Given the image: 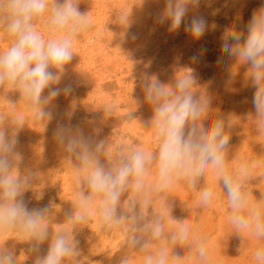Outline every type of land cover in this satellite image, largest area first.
I'll return each mask as SVG.
<instances>
[{
    "label": "clouds",
    "instance_id": "1",
    "mask_svg": "<svg viewBox=\"0 0 264 264\" xmlns=\"http://www.w3.org/2000/svg\"><path fill=\"white\" fill-rule=\"evenodd\" d=\"M79 4L78 0H0V30L12 40L8 49L0 53V88L8 86L19 93L29 109H39L33 113L35 119L51 120L53 113L47 106L73 91L71 84L62 81L75 56L74 42L92 27L88 13L81 12ZM200 6L201 0H163L154 22L167 24L173 33L183 27L198 41L209 27L207 17L198 12ZM45 13L48 39L37 27ZM117 24H126L123 41L138 39L131 32V15H119ZM220 39L221 51L229 60L252 69L251 105L257 129L264 131V6L253 12L243 29L228 27ZM206 51L201 48L190 60L198 62ZM186 69L189 71L184 75H178L177 70L171 84L147 72L142 77L143 102L152 109L146 123L153 130L157 145L154 151L121 146L107 155L108 141L99 138V130L86 134L81 125L71 122V116L67 123H57L53 137L68 158L76 162L77 187L71 208L64 212V220L55 230L50 225L52 208L32 207L30 199H26L38 173L33 168L21 170L18 130L24 118L9 120L0 113V235L15 233L21 238L25 250L33 256L32 264H64L78 258V226L96 217L108 230L126 226L131 233L128 245L146 253L144 264H179L185 257L178 249L189 242L192 230L184 220L172 218L173 202L165 198L168 217L177 225L166 230L165 215L153 208V198L183 179L196 189L211 167L227 196L231 225L237 232L247 230L264 239V213L259 202L249 208L245 189L255 165L241 162L236 168L228 167L231 136L226 131L233 127L231 114L210 121L211 80L201 87L194 70ZM135 102L139 105L140 98L136 97ZM106 110L111 112L112 108ZM199 192L197 204L202 206H207L215 195L214 188L206 183ZM157 241L165 242L164 246L153 252L150 248ZM45 243L46 249L42 248ZM189 247H194L196 257L207 264L206 238H194ZM16 257L12 246H0V264H17ZM130 259L126 255L119 264H130ZM254 259L264 264V248L256 250Z\"/></svg>",
    "mask_w": 264,
    "mask_h": 264
},
{
    "label": "rangeland",
    "instance_id": "2",
    "mask_svg": "<svg viewBox=\"0 0 264 264\" xmlns=\"http://www.w3.org/2000/svg\"><path fill=\"white\" fill-rule=\"evenodd\" d=\"M78 2L81 12L88 13L92 27L73 44L75 56L62 81V84H71L73 91L71 95L55 98L47 106L53 118L35 119L33 113L39 109H29L19 93L12 92L8 86L0 88V113L9 120L24 118L23 127L18 130V151L23 155L21 170L33 168L38 173L32 190L26 193L30 206L49 205L53 210L50 225L55 230L75 200L76 162L68 158L53 137L58 122L67 123L71 116V122L81 125L86 134L99 130V138L108 141L107 155L121 146L154 151L157 145L153 130L147 128L146 123L152 109L143 102L142 77L147 72L171 84L177 70L178 75H184L189 71L186 68H191L199 86L211 80L213 109L208 119L212 121L231 114L233 127L226 131L231 136L228 167L236 168L241 162L255 165L245 189L249 194V208L256 207L259 202L264 213V131H258L251 105L254 89L249 77L252 69H247L242 62L235 64L229 60L221 51L220 39L228 27L243 29L253 12L264 6V0H201L198 12L207 17L209 27L198 41L186 34L183 27L173 33L169 32L167 24L154 22L155 13L163 8V0ZM121 14L131 15V32L137 34V40H122L126 24H117ZM47 18L48 13H45L37 25L45 39L49 35L45 27ZM11 42L0 30V53L6 51ZM201 48H206V53L193 63L190 57ZM136 97L141 100L139 105ZM108 107L112 108L111 112L106 110ZM205 183L214 188L215 195L207 206H202L197 200L199 189ZM165 198L168 203L173 202L172 218L184 220L192 230L189 242L178 249L185 257L179 264H205L196 257L195 248L189 247L193 239L199 237L207 241V264H257L254 255L258 248H264V239H258L247 230L237 232L231 225L227 196L211 167L196 189L183 179L166 193L154 196L153 208L165 215V229L171 230L177 225L168 217ZM78 230V258H70L64 264H119L126 255L131 258L130 264H144L146 253L128 245L131 233L126 226L108 230L93 217L86 225L78 226ZM22 243L15 233L0 235V246L8 244L17 252V264H32L33 256ZM164 243L157 241L150 250L154 252ZM42 248L46 249L47 243Z\"/></svg>",
    "mask_w": 264,
    "mask_h": 264
}]
</instances>
